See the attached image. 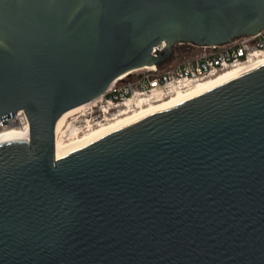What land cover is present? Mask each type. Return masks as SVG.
I'll list each match as a JSON object with an SVG mask.
<instances>
[{
	"label": "water",
	"instance_id": "1",
	"mask_svg": "<svg viewBox=\"0 0 264 264\" xmlns=\"http://www.w3.org/2000/svg\"><path fill=\"white\" fill-rule=\"evenodd\" d=\"M264 27V0H0V264H264V64L57 158L119 76ZM165 43L153 53V47Z\"/></svg>",
	"mask_w": 264,
	"mask_h": 264
},
{
	"label": "built area",
	"instance_id": "2",
	"mask_svg": "<svg viewBox=\"0 0 264 264\" xmlns=\"http://www.w3.org/2000/svg\"><path fill=\"white\" fill-rule=\"evenodd\" d=\"M186 44L191 49L197 48V51L164 69L159 64L145 66L119 76L103 94L82 104L83 107L67 118L72 122L84 117V129L83 126L71 125V122L68 127L71 125V129L79 132L90 130L128 111L133 112L142 106L189 91L201 81L229 68L264 59V27L256 34L243 35L224 44L197 46L187 42L179 43ZM164 45L154 46L152 52H158ZM26 123L29 126L28 117L21 109L6 123L0 121V126H20Z\"/></svg>",
	"mask_w": 264,
	"mask_h": 264
},
{
	"label": "bare ground",
	"instance_id": "3",
	"mask_svg": "<svg viewBox=\"0 0 264 264\" xmlns=\"http://www.w3.org/2000/svg\"><path fill=\"white\" fill-rule=\"evenodd\" d=\"M263 64H264V59H261V60L255 61L248 65L229 68L225 70L224 72H221L219 74H216L210 78H207L201 81V83H198L197 86H195L189 91L179 93L169 98H165L153 104L151 103L146 106H142L140 108V111L134 114H129L130 113L129 111L128 113L127 112L123 113L122 115L111 119V121L114 120L112 123H108L106 126H103L100 129L92 128L93 130L89 133H86L83 135L81 134L77 135L79 134V131H77V129L73 131L71 130L73 132L72 135L73 136L76 135L74 137V140H72L69 143H63L61 138L58 136V133L61 127L64 126L65 121H67V118L71 114H73L74 112H76L83 106L81 104L77 107L67 110L60 116V118L58 119L56 123V128H55L56 156L57 158H61V157L68 155V153L70 154L72 152L78 151L82 147L84 148V146L96 141L97 139L109 134L110 132L116 129L124 127L146 116L157 113L159 111L172 107L176 104L184 102L187 99H191L207 91H210L219 86H222L230 81H233V79L237 77H240L246 73H249L250 71L256 69L257 67ZM135 70H131V71H135ZM10 136L22 138L28 141L29 136H30V129H29L28 123H26V125L23 124L20 126H0V139L10 137Z\"/></svg>",
	"mask_w": 264,
	"mask_h": 264
},
{
	"label": "rangeland",
	"instance_id": "4",
	"mask_svg": "<svg viewBox=\"0 0 264 264\" xmlns=\"http://www.w3.org/2000/svg\"><path fill=\"white\" fill-rule=\"evenodd\" d=\"M177 47H178V52L179 53L177 55H175L174 57H171V58L161 62L160 68L164 69L165 67H168L170 64H173L175 61L181 60L185 56H189V54L192 55V54H194L197 51V48H192V49L189 48V49L185 50V49H183V48H181L179 46V43H178ZM139 71H141V70H139ZM139 111H140V109H137V110H135L133 112H130L129 114H134V113L139 112ZM83 118L84 117H80L78 119L73 120L72 122H71V119H68L69 121L67 120V122L65 121L64 126L61 127V129H60V131L58 133V136L61 138L63 143H69L72 140H74V137L76 135L75 136H71V134L73 133L72 131L75 130V129H71V125H75L77 127H79V126L82 127L85 124V121H84ZM113 121L114 120H112V121L110 120L107 123H103L101 125H95V126H93V129H97V128L100 129L103 126H106L108 123H112ZM70 122H71V125H70V127H68V124H70ZM82 128L84 129V126ZM93 129L81 131L77 135H80V134L83 135V134L89 133ZM70 132H71V134H70Z\"/></svg>",
	"mask_w": 264,
	"mask_h": 264
},
{
	"label": "trees",
	"instance_id": "5",
	"mask_svg": "<svg viewBox=\"0 0 264 264\" xmlns=\"http://www.w3.org/2000/svg\"><path fill=\"white\" fill-rule=\"evenodd\" d=\"M181 48H183V49H188V48H190V46L188 45V44H186V45H179ZM161 65V63H159V66Z\"/></svg>",
	"mask_w": 264,
	"mask_h": 264
}]
</instances>
